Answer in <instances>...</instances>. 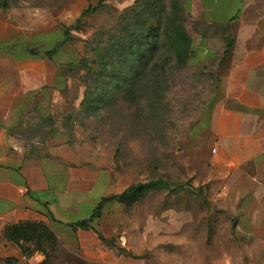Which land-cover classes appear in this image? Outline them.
Returning a JSON list of instances; mask_svg holds the SVG:
<instances>
[{"label": "rangeland", "instance_id": "1", "mask_svg": "<svg viewBox=\"0 0 264 264\" xmlns=\"http://www.w3.org/2000/svg\"><path fill=\"white\" fill-rule=\"evenodd\" d=\"M97 1L9 0L7 8L0 5V23L10 25L12 45L22 43L44 56V50L54 48L65 29ZM134 2L105 0L104 8L83 19L82 31L71 32V42L58 50L55 61L66 64L85 59L91 70L75 66L63 94L53 93L49 99L36 96L27 106L20 132L28 142L36 140L41 151L69 145L77 170L105 175L108 195L134 184L163 181L167 186L147 191L130 207L108 204L93 228L109 240L104 244L108 262L121 255H141L146 264H177L182 255L179 242L197 246L201 252L210 250L216 234L219 243H225L224 218L211 213L203 185L212 150L201 141L204 133L199 128L218 90L217 65L222 53L210 48L218 47L223 29L203 39L185 12L193 51H180L186 58L184 66L169 60L162 47L145 64L118 63L119 87L104 85L106 98L99 101L101 107L80 110L83 94H94L98 87L92 70L101 71L103 59L110 58L113 45L127 31H137L152 18L153 26L161 31L169 23V0H155L154 13L143 10L136 15L126 12ZM219 12L218 23H222V7ZM106 79L108 83L110 78ZM213 219L217 224L211 226ZM42 249L45 264H97L82 255H66L58 240L45 242Z\"/></svg>", "mask_w": 264, "mask_h": 264}, {"label": "crops", "instance_id": "2", "mask_svg": "<svg viewBox=\"0 0 264 264\" xmlns=\"http://www.w3.org/2000/svg\"><path fill=\"white\" fill-rule=\"evenodd\" d=\"M179 2L201 38L223 29L218 47L210 48L222 53L219 86L199 128L204 133L201 141L212 150L203 185L211 213L224 218L226 232L225 243L220 244L216 234L209 251L179 242L182 255L177 264H264V0ZM226 35L234 44L224 58ZM13 37L10 25L0 23V264L45 260L42 250L32 247L26 254L4 237L7 228L22 223L46 225L66 255H82L97 264H146L141 255H121L108 262L96 232L72 226L90 219L102 198L125 190L108 195L105 175L77 170L69 145L41 151L36 140L21 136L29 103L36 96L49 99L58 93L60 64L54 59L57 53L52 59L40 56L22 43L12 45ZM63 40L64 33L55 44Z\"/></svg>", "mask_w": 264, "mask_h": 264}, {"label": "trees", "instance_id": "3", "mask_svg": "<svg viewBox=\"0 0 264 264\" xmlns=\"http://www.w3.org/2000/svg\"><path fill=\"white\" fill-rule=\"evenodd\" d=\"M8 2L9 0H0L1 7L7 8ZM104 2L105 0H100L97 5H90L85 11H83L77 18L76 23L73 26L67 27L65 29L64 40L52 50L47 51L45 56L49 59H52L60 48L71 42V32L82 31L81 25L83 19H85L89 14L97 13L99 10L104 8ZM154 3H156L155 0H135L133 5L126 9V12L136 15L137 13L139 14L141 11L146 10L154 13ZM169 3L170 14L168 18L170 19L163 31H161L159 27L153 26V18L147 20L145 23L139 25L137 31H127L128 35H126L125 38H121L115 45H113L110 58L106 59L105 57L103 59L104 61H102L101 71L97 72L94 69L92 70L95 72V80L98 87L95 91L96 93L94 94H90L88 91L83 94V98L79 103L80 110H92L101 107L99 101L102 98H106V96L103 95L104 85L108 84L109 86L111 85V87H119L120 80H118V77H115L117 74V66L120 67L117 65L118 63L123 65H133L135 62L145 64L154 59L162 47L166 50V52L169 53V60L173 58L176 60L178 65L184 66L186 58H182V56L179 54L180 51L185 54L193 51L192 39L185 25V11L183 6L179 0H169ZM224 41L225 51L223 54L225 58L230 53V50L234 44V39L232 36L226 35ZM75 66H81L84 69L91 70L88 62L85 59L79 61L78 63L70 62L66 64H60L58 67L60 72L59 81L55 86V90L58 91V93L63 94V92L67 89L69 79H71L73 76ZM120 74L121 73H119L117 76ZM111 77L114 79L111 80ZM106 78H110L108 83L106 82ZM47 118L43 119L46 120ZM163 186L167 185L161 180L150 181L145 184H134L127 188L122 194L102 198L90 219L78 221L72 226L76 229L80 228L82 230H94L100 241L107 245L109 244V240L105 239L92 226V222L102 216L105 205L110 203H118L125 205L126 207H130L138 203L145 196L147 191L159 190L162 189ZM4 237L9 241L20 245L26 254L31 252L32 247L34 250H42L45 252L42 249V245L45 242L53 243L57 241L55 235L46 225L36 223H22L9 227L5 230ZM28 244H32V246L30 247ZM45 262L46 260H44L42 264H45ZM10 263L11 261L8 260L2 264Z\"/></svg>", "mask_w": 264, "mask_h": 264}]
</instances>
